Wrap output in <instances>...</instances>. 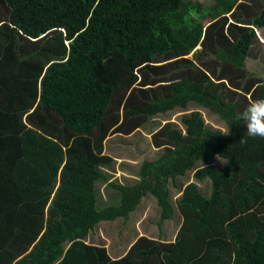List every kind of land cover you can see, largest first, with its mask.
I'll use <instances>...</instances> for the list:
<instances>
[{
  "label": "trees",
  "instance_id": "obj_1",
  "mask_svg": "<svg viewBox=\"0 0 264 264\" xmlns=\"http://www.w3.org/2000/svg\"><path fill=\"white\" fill-rule=\"evenodd\" d=\"M209 1L0 0V264H264V139L235 118L264 97L246 71L264 0ZM176 110L139 182H111L106 139ZM99 183L117 203L97 208ZM147 195L159 228L181 218L173 242L108 232L109 253L97 227L127 232Z\"/></svg>",
  "mask_w": 264,
  "mask_h": 264
},
{
  "label": "rangeland",
  "instance_id": "obj_2",
  "mask_svg": "<svg viewBox=\"0 0 264 264\" xmlns=\"http://www.w3.org/2000/svg\"><path fill=\"white\" fill-rule=\"evenodd\" d=\"M199 1L202 2V4L204 2V4L206 5L210 3L209 0H199ZM256 35H260L259 32H256ZM252 54L253 55H251L250 60L247 61L246 71L253 73L254 75L257 74V76H260L261 79L264 80V71H263L264 63H262L263 65L261 64V67H260L258 65L260 61H258V58H257V56L264 57V42L262 43V46L259 45V47L258 45H254ZM194 108L196 109L198 107H196L195 105H189L188 107V109H194ZM199 110L202 114V117L205 123L208 126L218 128L219 130H222V131H227L226 124L220 121L217 116L210 114L205 109L200 108ZM187 111L188 110L186 111L176 110L166 115L156 116L147 125L141 128V130L137 129L136 131H134L133 133L127 136H124V135L110 136L111 139L107 142L105 147L107 148L108 151L110 149L111 154L114 155L116 159H118V160H115L113 163H111V165L108 167L107 171L109 173L106 171V174L110 178V181L117 183V184L131 183L132 178H127L126 176H123L122 174L133 175L137 173V170H139V166L143 162V160L158 157L161 153V151L159 150H158L159 152L154 150V146L152 144V136L154 132L160 129L168 121L173 122L181 127L180 117L182 114H186L185 112ZM218 163H219L218 160L213 161L214 166H217ZM187 176H191V175L188 174ZM206 181L209 184V179L206 178ZM208 184L206 183L198 184L200 192H202L203 194L209 195L210 185L208 186ZM96 187H97L96 190L98 192L97 194L98 203L96 204V206L98 209H101L102 207L105 208L107 205H110L113 202L117 203L114 200L118 198L117 192L111 187H109L108 183H99L97 184ZM148 197H152V196L149 195ZM145 200L143 201L142 206L145 204ZM140 207L141 206L137 207L136 210H139ZM135 216L136 214L131 213L128 216V221H126L125 225L124 226L120 225V227L127 230V232L113 231V226H115L114 224L116 222H110V223L101 222L99 226L97 227L98 230H96L95 239L96 240L103 239L108 242L109 240L106 235L108 232H110L112 236L117 235L119 239H121L122 241L125 242L127 240L129 242L130 239L128 240L127 235L129 233L134 232V229H135L134 217ZM120 220H124V219H120ZM159 221H160V218L150 217L147 220H145L144 224L141 227L144 228V226H146L144 230H150L149 234L151 235L154 234L155 237L158 235L159 232H166L167 235L171 237L174 231L175 221H171V220L166 221L161 228H159L158 226ZM168 223H171V225L167 227ZM116 225H118V221ZM109 227H111V231H109ZM131 236H133V233L131 234Z\"/></svg>",
  "mask_w": 264,
  "mask_h": 264
},
{
  "label": "crops",
  "instance_id": "obj_3",
  "mask_svg": "<svg viewBox=\"0 0 264 264\" xmlns=\"http://www.w3.org/2000/svg\"><path fill=\"white\" fill-rule=\"evenodd\" d=\"M261 3V2H260ZM264 3V2H263ZM242 19H247V18H242ZM256 32H259V34L261 35V37H260V35H257V37H258V39H259V41H260V43L262 42H264V29H262V30H255V33ZM263 32V33H262ZM111 138L109 137L108 139H106V141H105V143H104V152H103V155L104 156H109V157H111L112 158V162L111 163H113L115 160H118V159H116L115 158V156L114 155H112L111 154V151H110V149H109V151L107 150V148L105 147L106 146V144H107V142L110 140ZM154 150L155 151H157V152H159L160 150L159 149H157V148H155L154 147ZM159 150V151H158ZM158 156V155H157ZM157 157H154V158H151V159H146V160H152V161H154L155 159H156ZM114 160V161H113ZM144 161V160H143ZM111 163L109 164V165H101L100 167L102 168V169H104V171H107L108 170V167L111 165ZM141 165V164H140ZM139 168H140V166H139ZM110 171V170H109ZM108 172V171H107ZM109 173V172H108ZM187 174V173H186ZM183 175V176H179V177H177L178 179H177V182H178V184L180 183V185L182 184L183 186L182 187H184L187 183H189V182H193L194 181V179L192 178V175L191 176H187V175ZM123 176H126L127 178H132L131 179V183H128V184H125V185H132V184H134V183H137V182H139V179H140V174H139V170H137V173H135V174H133V175H127V174H122ZM191 177V178H190ZM180 178H182V179H180ZM190 178V179H189ZM125 181H126V179H125ZM198 185V184H197ZM177 187H176V185H171L170 184V191L172 192V200H173V202L176 200V198L178 197V196H180L181 195V190L179 191H177V189H176ZM149 195H147V196H145L143 199H142V201H141V204L139 205V206H141L140 208H139V210H135L134 212H132V213H134V214H136V216L134 217V222H135V229H136V233L133 235V236H135L134 237V239L135 238H140L141 236H148V237H150V238H153V239H159V240H161V241H164V242H173V240H174V237H175V234H176V232H177V230H178V228H179V225H180V222H181V218L179 217V215L177 214V211L175 210L174 211V219L173 220H171V221H175V225H174V231H173V234L171 235V237L170 236H168L167 235V233L166 232H163V234H161L160 236H159V233H158V235L155 237L154 236V234H149V231H147L146 230V232L141 228V226L144 224V222H145V220H147L148 218H152V217H157V218H160V214H161V212H160V208L158 207V203H157V200L156 199H154L153 198V196L152 197H148ZM146 199V200H145ZM145 200V204L142 206V204H143V201ZM156 200V201H155ZM137 209V208H136ZM131 214V213H130ZM164 225V224H163ZM171 225V223H168L167 224V227L168 226H170ZM164 227H166V226H164ZM166 230H167V228H166ZM133 238L131 239V240H134ZM131 240L129 241V242H131ZM106 246H107V248H108V251H109V253H111L110 251V241H106ZM110 256L111 257H115V256H113V255H111L110 254Z\"/></svg>",
  "mask_w": 264,
  "mask_h": 264
},
{
  "label": "clouds",
  "instance_id": "obj_4",
  "mask_svg": "<svg viewBox=\"0 0 264 264\" xmlns=\"http://www.w3.org/2000/svg\"><path fill=\"white\" fill-rule=\"evenodd\" d=\"M235 118L244 121L247 137L264 139V97L250 100ZM241 142H244V137Z\"/></svg>",
  "mask_w": 264,
  "mask_h": 264
}]
</instances>
